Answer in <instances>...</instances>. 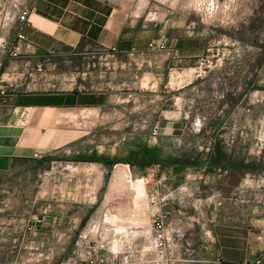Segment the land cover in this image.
Masks as SVG:
<instances>
[{
  "label": "rangeland",
  "instance_id": "1",
  "mask_svg": "<svg viewBox=\"0 0 264 264\" xmlns=\"http://www.w3.org/2000/svg\"><path fill=\"white\" fill-rule=\"evenodd\" d=\"M162 1V12L148 10L144 16L149 21L163 16L164 22L174 20L177 28L164 30V40L152 43L163 48L153 47L140 59L119 56L114 62L106 52L92 48L66 59L16 60L15 90L78 87L111 92L109 87L125 84L118 86L121 91H112L117 98L111 107L67 116V126L78 136L68 146L69 159L24 163L27 178L17 181L14 174L0 179V233L6 239L0 240V264H190L194 257H203L202 246L210 243L205 232L216 224L205 215V199L223 200L227 209L235 208L233 203H243L244 209L264 203V177L259 180L257 174L249 173L248 183L240 187L234 174L227 176L228 183L204 180L203 174H195L198 169L182 165L198 159V151L235 149L238 139L245 141L247 149L252 135L248 82L264 66V0ZM154 32L148 31L149 38ZM171 35H190L205 44L203 55L190 65L199 68L204 80L195 89L186 86L187 77H180L187 65L171 61L179 57V50L165 40ZM210 69L204 77L203 71ZM3 76L13 80L11 75ZM240 83H244L248 114L242 123L235 111L221 103ZM137 92H143L142 98L132 95ZM221 93L223 98L217 99ZM123 98L129 102L122 104ZM165 120L180 124L181 138L163 136L154 129ZM94 153L108 157L111 164L103 166L101 160L93 159ZM117 167H126L132 182L142 180L143 203L135 206L124 177L110 187ZM154 213L165 216L164 260L154 249ZM44 216L62 218L57 227V231L63 228L62 233H32L31 226ZM110 216L144 220L142 225H123Z\"/></svg>",
  "mask_w": 264,
  "mask_h": 264
},
{
  "label": "crops",
  "instance_id": "2",
  "mask_svg": "<svg viewBox=\"0 0 264 264\" xmlns=\"http://www.w3.org/2000/svg\"><path fill=\"white\" fill-rule=\"evenodd\" d=\"M27 1L0 0V14L6 11L12 17L17 11L15 7L19 4L27 6L29 5ZM162 5V0H39L29 13L28 26L22 30L25 40L20 43L21 55L18 59L27 63L39 59H66L80 56L92 48L106 52V57L114 59V62L119 56L140 59L143 53L150 50L149 43L158 44L164 40V30L175 31L177 28L174 20L167 23L163 21V16H159L156 21H149L144 16L148 10H154L159 14L163 11ZM151 29H155V32L149 38L148 31ZM13 40L14 31L0 28V42L9 43ZM165 40L169 42V47L173 46L179 50V57L171 61L187 65L188 70L180 74V77L189 79L186 86L194 89L200 86L203 80L201 71L190 65L196 63L195 61L203 55L205 44L201 45L199 40L190 35L182 37L171 35V38L167 37ZM0 59L4 63L3 71L10 73L3 75L7 77L11 75L13 78L10 81L2 76L0 83V86L8 87L5 94H0L2 181L14 174H17L15 178L17 181L27 178L29 173L21 166L24 163L29 165L36 160L47 158L69 159L68 146L74 144L78 136L75 130L67 126L69 124L67 116L73 114L78 116L86 111L98 112L105 107H111L113 99L117 98L112 91L125 84L124 82L121 85L117 84L114 89L109 87L111 92L103 89L82 91L78 87L50 92L20 91L14 88V82L19 77L15 70L17 59L9 60L3 57ZM123 67L124 64L120 65L121 69ZM211 69L203 71V76L211 72ZM248 84L249 94L246 102L252 109L250 127L252 135L251 139L247 140V149L244 147L245 141L238 139L235 149L198 151L201 155H196L198 159L190 161L191 164L187 168L198 169L199 172L195 174H203L204 180H225L228 183L227 176L234 174L239 177V184L242 187L248 183L249 173L252 177L257 174L259 180L264 177V66L255 70ZM243 86L244 83H240L235 92H228L226 99L221 100L228 111H235L241 123L248 115L244 109ZM132 95L135 98H142L143 92ZM128 97L131 98L130 93ZM128 102L127 98L121 101L122 104ZM138 107L142 108V105ZM155 126L154 129L163 136L181 138L184 134L180 124L175 121L165 120L157 122ZM85 157L78 159L82 160ZM92 157L101 160L104 164H100L103 166H109L108 157L102 158L96 153ZM200 157L203 160H200ZM242 204L233 203L235 208L227 209V203L223 200L213 201L212 198L204 200L207 208L205 215L210 218V222L214 221L216 224L205 232L210 236V243L205 242L202 246L203 257L197 259L194 257V260L188 263L264 264V203L257 202L252 208L247 206L246 209ZM158 215L161 213H154L152 217ZM62 221V218L44 216L37 221L40 225L31 226V231L45 233L44 235L62 233V227L57 231L58 224ZM12 222L18 223L20 220L12 219ZM28 222L34 223V219H28ZM12 226L14 228L13 224ZM4 238L5 233H0V240H6Z\"/></svg>",
  "mask_w": 264,
  "mask_h": 264
},
{
  "label": "built area",
  "instance_id": "3",
  "mask_svg": "<svg viewBox=\"0 0 264 264\" xmlns=\"http://www.w3.org/2000/svg\"><path fill=\"white\" fill-rule=\"evenodd\" d=\"M39 0H28L27 2L29 5L19 4L16 8V14H14L12 17L9 12H2L0 14V28L8 31H14V40L6 43V42H0V57H3L4 59L9 60H16L21 55V47L20 43L25 40V36L22 33V30L24 27L28 26V16L31 12L34 5ZM12 27H10V26ZM153 47H156L157 49H162V45H156L154 46L152 43H149L148 48L151 49ZM172 55H177V52L174 51V53H171ZM3 68L4 63L3 60L0 59V83L2 82V76H3ZM8 90L7 85L6 86H0V94H5ZM222 99L223 95H219L217 99ZM216 99V100H217ZM156 133V132H155ZM154 133V134H155ZM232 142V141H231ZM164 215H158L154 218L153 221V233L154 234V249L157 252L158 257L160 260H164V257L167 255V245H166V233H168L164 227ZM167 247V248H166ZM171 253L176 252V247L171 249Z\"/></svg>",
  "mask_w": 264,
  "mask_h": 264
},
{
  "label": "bare ground",
  "instance_id": "4",
  "mask_svg": "<svg viewBox=\"0 0 264 264\" xmlns=\"http://www.w3.org/2000/svg\"><path fill=\"white\" fill-rule=\"evenodd\" d=\"M128 173L129 172L126 167H117L113 171V175H112L113 181H111L112 183L110 187L114 188L116 184L118 183L120 177H124L126 179L125 181L128 184H130V188H131L130 191H131V195L133 198V202L135 206H137L138 203H143L145 199V190H144L143 182L142 180H138L137 182H132ZM109 218L112 219L113 221L117 220L118 223L122 222L123 225L128 224V225H133V226H136L137 223H141L142 225L143 220H144V219H140L137 217H129L127 220L119 219L118 216H110Z\"/></svg>",
  "mask_w": 264,
  "mask_h": 264
},
{
  "label": "trees",
  "instance_id": "5",
  "mask_svg": "<svg viewBox=\"0 0 264 264\" xmlns=\"http://www.w3.org/2000/svg\"><path fill=\"white\" fill-rule=\"evenodd\" d=\"M107 164L110 165L111 162H108ZM189 164H191V163H190L189 160H187V163H184V164H182V165H187V166H188ZM168 165H170V166H174V164H173V163H170V162H168Z\"/></svg>",
  "mask_w": 264,
  "mask_h": 264
}]
</instances>
